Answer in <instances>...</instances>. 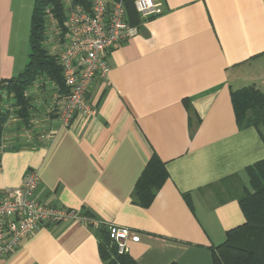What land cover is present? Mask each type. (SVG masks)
I'll return each instance as SVG.
<instances>
[{"label":"crops","instance_id":"0c3cea01","mask_svg":"<svg viewBox=\"0 0 264 264\" xmlns=\"http://www.w3.org/2000/svg\"><path fill=\"white\" fill-rule=\"evenodd\" d=\"M34 1L0 0V80L15 77ZM162 1L161 15L140 20L138 34L108 54L107 80L89 92L95 117L59 127L49 114L58 90L39 81L26 94L45 117L29 130L11 129L17 119L5 125L0 193L35 170L38 201L98 226H49L0 264H119L100 251L110 225L139 237L126 241L135 264H213L211 250L245 224L239 199L251 191L246 170L264 161V126L239 127L231 93L264 92V0ZM152 157L167 179L144 208L134 194Z\"/></svg>","mask_w":264,"mask_h":264},{"label":"built area","instance_id":"2783aa9c","mask_svg":"<svg viewBox=\"0 0 264 264\" xmlns=\"http://www.w3.org/2000/svg\"><path fill=\"white\" fill-rule=\"evenodd\" d=\"M63 22L56 20L50 7L44 10L49 52L62 69L66 94H56L49 114L59 127L68 128L75 116L93 118L96 108L89 92L98 80L106 82L107 57L112 48L135 37L137 26L127 22L123 0H60ZM140 20L157 17L163 12L162 0H132ZM24 96H27L25 93ZM51 135L44 130L43 136ZM35 170H28L21 185L0 193V259L14 251L24 239L38 231L69 220L83 225L97 222L81 218L73 210L50 206L35 197L38 185ZM108 237L118 255L126 253V241L138 242L129 229L110 225Z\"/></svg>","mask_w":264,"mask_h":264},{"label":"trees","instance_id":"16d2710c","mask_svg":"<svg viewBox=\"0 0 264 264\" xmlns=\"http://www.w3.org/2000/svg\"><path fill=\"white\" fill-rule=\"evenodd\" d=\"M127 22L138 26L140 18L132 0H123ZM50 7L59 25L63 22V8L60 0H35L29 29V54L27 63L15 77L0 80V153L5 125L11 117L17 119V130L31 129V99L24 96L35 83L49 81L59 94H66L62 69L44 43L47 40L44 10ZM235 119L239 127L258 128L264 126V92L253 87L231 93ZM188 109V102L183 101ZM249 186L239 199L241 212L245 217L242 227L227 233L226 240L214 247L213 264H264V161L248 168ZM167 179V173L156 158L152 157L135 188V198L141 207H148L157 191ZM100 251L103 259H111L119 264H135L125 254L118 255L111 244L107 229H103Z\"/></svg>","mask_w":264,"mask_h":264},{"label":"rangeland","instance_id":"374dc122","mask_svg":"<svg viewBox=\"0 0 264 264\" xmlns=\"http://www.w3.org/2000/svg\"><path fill=\"white\" fill-rule=\"evenodd\" d=\"M27 29H28V22L25 21L24 25L21 27V31L19 34L18 46H17V44L15 46V48H16V51H15L16 52V56H15L16 65H15L14 76H17L24 69V67L27 63L28 54H29V37H27ZM44 45H45V47L49 48L48 40H46ZM40 82H42V80ZM40 82H39V85H40ZM48 87H49V85H48ZM50 88L51 87L47 88L46 93L44 95H46V97H52L53 98V95L55 94V92H54V89H50ZM43 110H44L43 107H39V109H37V111L33 110L31 118L40 120L42 117H45V113ZM10 119H15V118L11 117ZM14 127L17 128V124L15 123V121H10V128L12 129ZM13 132L16 133L17 131H13ZM18 132H19V130H18Z\"/></svg>","mask_w":264,"mask_h":264}]
</instances>
